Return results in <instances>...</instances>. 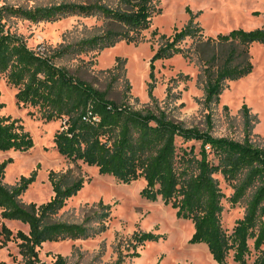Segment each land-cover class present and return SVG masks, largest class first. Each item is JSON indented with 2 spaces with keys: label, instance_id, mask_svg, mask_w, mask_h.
I'll return each instance as SVG.
<instances>
[{
  "label": "trees",
  "instance_id": "trees-1",
  "mask_svg": "<svg viewBox=\"0 0 264 264\" xmlns=\"http://www.w3.org/2000/svg\"><path fill=\"white\" fill-rule=\"evenodd\" d=\"M160 12L159 0H61L28 7L0 4V73L16 89L17 104L30 107V113L45 122L61 121L52 137L59 154L72 162L94 166L98 173L111 175L121 183L142 178L145 184L139 195L150 201L159 198L175 210L177 218L190 220L193 232L189 242L206 244L217 264H230L229 257L234 264H264V145L255 139L264 141V137L252 133L256 116L245 104L240 108L241 137L214 136L209 116L205 129L170 118L158 105L152 87L148 90L151 107L137 109L126 102V93L115 98L109 83L98 88L82 78L78 74L81 64L75 72L56 64V59L64 55L82 61L81 55L118 41L137 44ZM67 15L93 17L100 23L51 50L43 47L34 51L19 36L4 30L7 16L38 22ZM253 43L264 44V22L253 29L235 28L206 36L191 16L172 34L160 35L153 59L179 54L194 61L198 66L196 81L203 90L202 103L208 108L218 101L227 81L251 72L249 48ZM121 68L115 64L101 72L110 73L111 81H116ZM123 81L129 91V81ZM189 141L197 142L198 149L194 144L183 145ZM32 145L31 135L18 119L0 116V151H25ZM9 161L0 162V247L16 241L24 264H78L60 254L43 262L38 247L45 241L86 238L103 231L110 219V206L97 202L99 212L80 223L60 220L59 212L82 187L83 178L71 169L50 171V199L25 204L19 196L33 181L35 172L22 176L16 185H6L3 176ZM219 177L231 188L229 196L221 190ZM223 198L231 205L242 202L244 207L230 231L220 222ZM4 219L23 223L28 231L13 232ZM159 237L151 231H134L128 238L127 252L119 253L109 264H122L126 256H139V245Z\"/></svg>",
  "mask_w": 264,
  "mask_h": 264
},
{
  "label": "rangeland",
  "instance_id": "rangeland-1",
  "mask_svg": "<svg viewBox=\"0 0 264 264\" xmlns=\"http://www.w3.org/2000/svg\"><path fill=\"white\" fill-rule=\"evenodd\" d=\"M59 1L0 0V4L28 7ZM159 6L161 12L152 18L150 27L143 32L144 38L139 43L118 41L112 46L81 55L84 63L80 58L64 55L56 59V64L66 66L72 72L81 64L78 74L82 78L93 82L98 88H104L109 83L115 98L126 93V102L137 109L151 107L148 90L152 87L158 105L168 112L170 118L186 126L205 129L209 116L214 136L241 137L240 108L245 104L256 116L252 133L264 137V44L253 43L250 46L249 54L253 63L251 72L239 79L227 81L218 101L208 108L202 103L203 90L196 81L198 66L194 61L179 54L153 59L160 35L172 34L175 29L184 26L191 16L203 27L206 36L226 33L235 28L248 30L261 26L264 22V0H159ZM4 22V30L19 36L34 51L43 47L51 50L59 43L74 41L85 35L90 27L100 23L93 17L77 15L38 22L7 16ZM115 64L122 67L119 70L120 77L111 81V74L101 70L112 68ZM185 75L189 78H185ZM123 78L130 83L129 91H126ZM15 92L16 89L7 84L0 73V102L3 103L0 116L18 119L31 135L33 145L25 151H0V162L11 159L4 168L3 182L9 186L16 185L22 176L28 177L35 172L33 181L19 199L25 204H40L53 195L48 173L71 169L75 175L83 178V185L66 200L58 214L60 220L80 223L94 212H99L97 202L110 206V219L103 231L86 238L65 237L45 241L38 247L41 261L50 262L60 254L70 263L109 264L119 253L127 252L128 238L134 231H151L161 237L139 245V256H126L122 264H217L206 244L189 242L193 232L190 220L177 218L175 210L164 205L159 198L150 201L139 195L145 184L142 178L128 184L121 183L111 175L98 173L94 166L81 161L72 162L59 154L52 137L61 121L45 122L36 114H31L30 107L16 103ZM224 106L227 108L224 109ZM255 139L264 145V141L257 137ZM191 144L195 145V150L198 149L197 142L189 141L183 145ZM219 186L225 196L230 195L232 190L221 177ZM222 205L220 222L223 228L230 231L235 220L243 215V203L231 205L223 198ZM3 222L13 232L28 231L27 225L17 220L4 219ZM0 261L24 264L16 241H8L0 247ZM228 262L234 264L231 257Z\"/></svg>",
  "mask_w": 264,
  "mask_h": 264
}]
</instances>
